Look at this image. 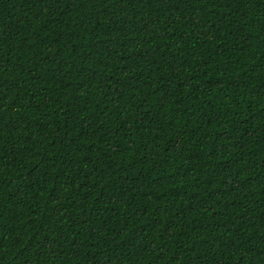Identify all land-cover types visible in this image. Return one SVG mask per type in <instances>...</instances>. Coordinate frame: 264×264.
Returning <instances> with one entry per match:
<instances>
[{
	"label": "trees",
	"instance_id": "16d2710c",
	"mask_svg": "<svg viewBox=\"0 0 264 264\" xmlns=\"http://www.w3.org/2000/svg\"><path fill=\"white\" fill-rule=\"evenodd\" d=\"M0 264H264V0H0Z\"/></svg>",
	"mask_w": 264,
	"mask_h": 264
}]
</instances>
